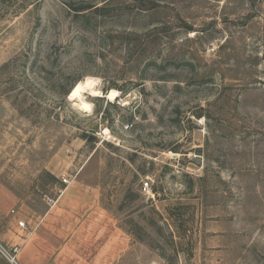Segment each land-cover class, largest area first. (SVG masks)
Returning <instances> with one entry per match:
<instances>
[{"label":"rangeland","instance_id":"1","mask_svg":"<svg viewBox=\"0 0 264 264\" xmlns=\"http://www.w3.org/2000/svg\"><path fill=\"white\" fill-rule=\"evenodd\" d=\"M64 176L115 264H264V0H0V195L39 215Z\"/></svg>","mask_w":264,"mask_h":264},{"label":"crops","instance_id":"2","mask_svg":"<svg viewBox=\"0 0 264 264\" xmlns=\"http://www.w3.org/2000/svg\"><path fill=\"white\" fill-rule=\"evenodd\" d=\"M58 192L39 215L0 195V243L21 248L20 264H115L124 238L100 190L76 178Z\"/></svg>","mask_w":264,"mask_h":264},{"label":"bare ground","instance_id":"3","mask_svg":"<svg viewBox=\"0 0 264 264\" xmlns=\"http://www.w3.org/2000/svg\"><path fill=\"white\" fill-rule=\"evenodd\" d=\"M88 86H86L85 83H79L75 86L73 91L71 92L70 99L74 100L76 102L77 107L84 111V112H91L92 111V105L91 103H88L84 100L83 92L87 89ZM93 96H102L100 92L98 91H92ZM118 92L116 90H112L106 95V98L109 100H114L118 97Z\"/></svg>","mask_w":264,"mask_h":264},{"label":"built area","instance_id":"4","mask_svg":"<svg viewBox=\"0 0 264 264\" xmlns=\"http://www.w3.org/2000/svg\"><path fill=\"white\" fill-rule=\"evenodd\" d=\"M63 183L68 185L70 180L64 176L62 179ZM150 190V183L145 182L143 184V191L148 192ZM21 226H24V223H20ZM21 248L19 246L5 247L0 243V255L6 260L8 264H20L19 262V253Z\"/></svg>","mask_w":264,"mask_h":264}]
</instances>
